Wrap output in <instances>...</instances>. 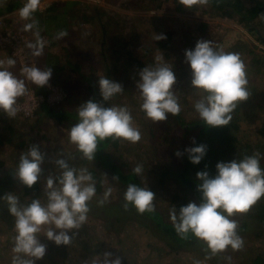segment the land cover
Instances as JSON below:
<instances>
[{"label": "clouds", "instance_id": "9594fccd", "mask_svg": "<svg viewBox=\"0 0 264 264\" xmlns=\"http://www.w3.org/2000/svg\"><path fill=\"white\" fill-rule=\"evenodd\" d=\"M4 0H0L2 4ZM185 8L206 6L210 0H179ZM41 8V0H24L18 10L21 20L26 21L24 31H32L34 40L26 43L33 57H41L46 41L41 37L38 21L34 14ZM68 36L60 30L56 39ZM166 39L164 34H155L154 40ZM184 59L191 70V86L200 98L194 103L199 119L208 127L227 126L232 113L241 101H246L248 91L246 65L238 53L227 52L214 47L210 40H197L193 49H185ZM16 67L12 57L0 59V112L8 118H15L19 111L18 98L27 92L26 82L37 88L46 86L52 76L50 67L39 68L25 64L18 77L11 71ZM135 81L141 100L140 110L152 122L165 121L168 114L179 115L181 106L173 91L176 76L172 65L163 62V55L156 57L155 66H144L138 72ZM22 77V78H21ZM100 102L91 99L76 108L78 122L68 131L69 142L75 145L83 158L92 161L95 157L98 141L107 138L123 139L137 143L141 139L140 130L133 125V117L127 106H105L104 102L123 92L121 83L105 76L98 78ZM193 143L195 141L193 140ZM193 164L200 163L206 154V145L199 144L184 150ZM175 155L180 156L177 151ZM261 154L244 155L240 159L217 162L216 173L210 176L207 170L198 171L196 178L200 202H189L169 211V217L175 231L182 237L189 234L202 241L207 258L225 252L228 248L240 251L244 246L243 238L238 234V223L232 219L236 214H244L264 197V168L260 165ZM45 154L38 145H31L27 152L19 156L14 177L31 188L36 184L43 171ZM59 175H49L44 191L46 202L34 198L29 203H21L12 192L5 193L0 199L7 204L9 214L14 217L13 247L11 264H35L44 257L46 246L40 243L38 234H43L56 245H70L75 232L87 222L88 202L96 195L95 182L86 168L70 167L64 158L55 160ZM133 173H143L138 164ZM113 179L118 177L113 176ZM112 192L106 189L99 205L107 202ZM124 208L133 206L138 213L154 211V193L146 187L128 184L124 192ZM72 232L70 236L68 233ZM231 260V257H226ZM86 264H121L119 256L104 252L91 257ZM193 264H200L196 260Z\"/></svg>", "mask_w": 264, "mask_h": 264}, {"label": "rangeland", "instance_id": "374dc122", "mask_svg": "<svg viewBox=\"0 0 264 264\" xmlns=\"http://www.w3.org/2000/svg\"><path fill=\"white\" fill-rule=\"evenodd\" d=\"M50 1L56 2L58 0ZM76 1H78L81 6L80 10L78 12L73 10L72 13H78L75 18L67 15L64 19V22H66V31L71 33L67 36V41L65 39L57 45L55 48L57 53L59 51L62 55L69 56L72 61L79 60L81 55L82 59H85H81V62H83L82 70H88L86 57L90 54V51L82 50V48L80 49L78 44H88V40L86 41V39H93L92 37H86L94 25H98L99 23V16L94 14L93 9H95V7L99 10L111 9V11L119 14V21H121L127 33L134 30L139 31V34L133 37L135 43L139 42V45H141L142 42L152 40L153 44H150L155 46L156 50L151 54L152 63L149 64L150 66L155 65L153 62H156V57L161 54L163 55V62L172 65V70L176 76V83L173 86V91L181 106V111L178 116H181L184 121L200 120L193 106L201 96V93L192 88L191 84H189V87H186L187 89L184 93L179 92V89L183 88L180 86V80L186 77L187 79L191 78L189 77L191 75V70L184 59L185 49H193L196 41L201 39L212 41L213 46L216 47L217 41L226 39L222 36H224V33L226 34L227 28L237 29L240 36L235 38L233 42L224 41L223 46L220 44L219 48L240 55L246 65L247 88L250 92V96L246 101H241L237 105L238 109L233 111L231 122H235L238 128H230V132L236 135L239 145L241 143L249 144L245 148L247 152L249 151L248 155L257 152L260 153L261 156L263 155L264 43L250 33L245 23L241 22L235 14L230 13L228 15L217 13L210 5L194 6L191 9L181 6L183 10H180L178 7L176 8L175 0H126L125 2L124 0H120L114 3L109 0ZM140 1L141 3L138 4ZM83 10L88 11L87 13H90L92 17L94 15L95 18L92 21L83 20L80 16ZM68 14H70V12ZM102 17L103 16H101V18ZM248 21L250 25H252L251 27H255L259 30L261 35H264V14L259 13L255 18L249 19ZM110 23L113 22L111 21ZM202 23H205L206 26H203ZM139 25H141V30L139 29ZM155 34L169 36L171 41L170 39H163V42H160L162 39L154 40ZM95 41L98 43L99 40L95 39ZM50 45L51 41L49 44H46L45 47H49ZM68 49L69 51H67ZM170 54L175 56V60ZM181 56L183 57L181 58ZM33 63L35 65V60H33ZM181 70H183V72H181ZM99 71H101L100 68L97 70L92 69V72L95 74H99ZM58 77L60 78L59 82L62 84L60 85L65 92L68 86L72 87L78 78H80L82 84L80 86L78 84L79 87L76 88V94L80 92V89L84 88L82 78L85 77V83H94L91 75L83 73L79 77L77 72L70 71L68 68L61 71ZM70 81L71 85H68ZM29 83L31 82H26V87L33 86ZM89 95L93 96L96 102L101 101L99 92L96 91L95 94L89 93ZM133 97L135 100L131 102V105L135 104V106L130 112L133 117V125L140 130L142 139L135 144L126 142L127 146L124 148L123 154H125L126 159H130V163L131 161H135V166L138 164L142 165L144 171L147 163L152 159H163L164 162L169 164L167 167L169 169L167 177L171 179V185L163 189H158L157 192H153V204L154 209L161 213L162 221L168 225L171 224L169 226L170 229L176 233L169 217L170 209L175 207L178 211L181 206L189 202H195L197 204L200 202L199 197L191 188L184 186H179L180 188H178L173 182V179L179 176L180 169L182 170V167L178 165L179 162L184 160L187 156L182 141L187 140V136H191L192 131L195 132L196 128H189V130H187L183 125L184 122L180 123L179 119H176L171 114H168L165 121L152 122L145 116V113L140 110L141 100L139 93L133 92ZM18 117V121L15 123L16 125L19 126L22 124L25 131L28 130V128L29 132L30 130L33 131L30 132L29 139H26L24 145L19 149L14 147L13 143H8L7 141L4 143L0 142V169L4 168V172L14 176L16 168L13 167H17L20 154L22 152H27L31 145H38L40 151L47 154L42 165L43 171L39 179V185L41 187L37 192V196H25L26 198L20 202L29 203L32 199L39 198L41 202L44 203L46 202V196L43 187L45 186L47 177L49 175L54 176V173H48V171L50 169H58L55 165L56 159L60 157L67 159L76 169L86 168L87 170L91 168L90 166L94 161L83 158L82 154L77 151L75 145L69 142V129L67 127L68 125H66L67 123L63 121H61V123H51L53 121L49 119L44 123L43 119L41 131L47 135V138L44 139L39 137L40 131H36L35 127H31L30 129L29 124H24L20 116ZM47 123L50 125H47ZM2 126L3 123L0 125V132L2 131ZM147 138L150 140L149 143H154L156 145V152H167V149L170 150L173 148L179 151L181 155L178 156V159L176 158L177 155L162 158V155L155 153L150 147L147 146L145 148ZM121 155L116 156L119 162L120 159H122ZM160 160H158V162ZM263 163L264 161L261 158L260 165L262 168H264ZM48 167H50L49 170L45 171ZM11 170L13 171L11 172ZM113 176L112 173L103 174V187L112 185L118 192H123L120 181L118 179H113ZM144 180L146 184H149L153 179L145 176ZM2 185H4V183H2ZM19 185L20 184L15 183L7 187L3 186L5 188L3 191H0V196L8 193V188L18 190ZM40 190L42 193H40ZM174 191L178 193V197L172 199L171 195ZM98 194L88 202V207L91 205V212L87 214V222L79 230H73L75 236L71 244L66 245L64 253L66 256H62L60 262L64 260V264H86L92 256L102 254L106 251L113 253V257L119 256L121 258V264H193L196 260L200 261V264H249L251 258L257 253H260L264 258V218L263 220L260 219L264 213L263 199L258 200L247 213L236 214L232 217L239 225L237 231L244 240L243 248L240 251H233L231 248H228L225 252L207 258L209 253L206 251L203 242L197 240L194 236L191 237V234H189L187 238H182L178 233L177 236L173 237L166 231H160L159 227L157 228L154 223L149 221V218L142 216L133 209H125L124 206H121L123 205V199L120 197L114 201V199L109 196L107 202L102 206L99 205L98 201L103 199V196H101L99 192ZM179 198H184V200L180 202ZM2 202L4 214L6 215L9 213L7 204L4 203V200H2ZM2 214L3 212L0 213V243L3 245L0 246V250L8 255L7 264H11L13 243L12 241L8 243L6 240L9 239L7 238L9 235L7 230L15 235L14 224L8 228L7 224L3 222L6 217H2ZM128 214H131L130 218L127 217L124 220V216ZM240 224L243 225L242 232L239 231ZM68 234L70 236L73 235L72 232ZM43 244L45 245V243ZM10 247L11 250L9 249ZM229 256L231 257L230 261L225 259ZM71 258L72 260H70Z\"/></svg>", "mask_w": 264, "mask_h": 264}, {"label": "trees", "instance_id": "16d2710c", "mask_svg": "<svg viewBox=\"0 0 264 264\" xmlns=\"http://www.w3.org/2000/svg\"><path fill=\"white\" fill-rule=\"evenodd\" d=\"M20 1L21 0H4V2L0 4V8L6 2H9L11 4H17ZM109 1L114 3V2H119L120 0H109ZM125 1L126 0H124V2ZM131 1H135V0H131ZM175 1H176V8L178 7L180 10H183V8L181 7L183 5L179 3V0H175ZM140 3L141 1L138 2V4ZM58 4L65 6L69 4V6L75 12H78L81 7L79 3H76V0L60 1ZM208 5H210L217 13L228 14V15L230 13L235 14L240 19L241 22L245 23V26L249 29L250 33L255 35L258 39H260L264 43V35H261L259 30H257L255 27H251L252 25H250V22L248 21L249 19L255 18L259 13L264 14V0H210V3ZM54 8L55 5L49 7L48 10H54ZM93 10H94V14H96V16H99V23L98 25H94L92 30L86 36V37H92L93 39L92 40L86 39V41L88 40V44L87 43L78 44L80 46V49L82 48V50L90 51V54L87 55L86 57V65L88 66V70L85 71L82 70L83 62H81L82 59L81 55L79 60L69 61V64L71 66L70 69L73 72H77L79 76H81L83 73H87L91 75V78L94 81V83H92L93 86L89 82L85 83L84 82L85 77H84L82 78L84 84L82 93L76 94L74 93L71 86H68L66 88L68 95L66 99L61 103L60 105L61 107H57V109H54L50 106H45L46 104L42 102L40 103L41 104L40 108L37 111H35L33 117L21 118L22 119L21 121L24 124H29L30 129L31 127H35L36 131H40L39 137L41 138L44 139L47 138L46 133L41 131V125L43 124L42 121L44 117H50L51 115L53 116L56 115L58 117V120H62L64 121V123H67L66 125H68L67 126L68 129H70L71 126H73L78 122L76 108L80 105V103H83L89 99L96 101L93 96L89 95V93L95 94L96 91L99 92L97 81L98 78L101 76H105L109 79L121 83L124 88L122 93L117 94L114 97H112L109 101L104 102L105 106H113V105L127 106L130 111L134 109L135 104L131 105V102L135 100V98L133 97V92L138 93L135 84V81L139 79L138 72L144 66H150L149 64L152 63L151 54L154 50H156V47L150 44V43L153 44L152 40L142 42L141 45H139V42L135 43L133 41V37L134 35L139 34V31L134 30L132 32L127 33L125 27L122 26L121 21H119L120 20L119 14L111 11V9L99 10L97 7H95V9ZM61 12L67 14L65 10ZM87 12L88 11L83 10L80 13L81 18L86 21H92L95 18V16L93 15L92 17L90 13ZM77 15L78 13L74 14V18ZM101 16L103 17L101 18ZM111 21L113 23H110ZM202 25L206 26L205 23H202ZM139 29L141 30V25H139ZM239 36L240 34L237 29L227 28L226 34L224 33V36H222L223 38L226 39L217 41L216 47H219L220 44L221 46H223L224 41L233 42L235 41V38ZM95 39L99 40L98 43L95 41ZM169 39L170 37L166 36V40ZM160 42H163V39ZM29 51L31 55V50L29 49ZM67 51H69V49ZM170 56H172L175 60V56L173 54H170ZM182 57L183 56H181V58ZM31 58L35 60V65L41 69L46 67L55 69L57 66H59L57 55L48 51V47H45L43 55L41 57L32 56ZM153 63L156 64V62ZM42 65H44V67ZM99 68L101 69V71H99V74H95L94 72H92V69L97 70ZM181 72H183V70H181ZM189 77H191V75ZM190 80L191 78L187 79V77L183 78V80H180V86L183 88L179 89V92L184 93L186 91L187 89L186 87H189V84H191ZM70 83L71 81L69 82L68 85H71ZM29 84L36 87L32 83ZM237 109L238 108H236V110ZM174 117L176 119H179L180 123L184 122L183 125L185 126V128H187V130H189V128L191 129L196 128L195 132L192 131L191 136H187L188 138L187 140L182 141L183 148L185 147L184 150L188 147H193L199 144L206 145V154L198 164L191 163L186 153L187 156L185 157V159L180 161L178 164L182 167V170L180 169L179 176H177L176 179H173V182L176 187L180 188L181 186H184L191 188L200 199V193L197 191V184L200 181L197 180L196 173L198 171L207 170L210 176H214L216 173L215 165L217 162H221V161L228 162L233 159H240L244 155H248L249 151L247 152L245 148L249 144L241 143L239 145L236 135L231 134L230 128H236V127L238 128L235 122L234 123L230 122L227 126L208 127L205 124H203L201 120L184 121L181 116L179 117L177 115ZM17 118L19 117L16 116L15 118L10 119L3 112H0V125L1 123H3L2 131L0 132V142L4 143L5 141H7L8 143H13L14 147L19 149L22 145H24L25 140L29 139L30 132H32L33 130H30L29 132V128H28V130H26L28 132L27 133L23 129L22 124L19 126L16 125L15 123L16 121H18ZM193 140L195 141V143H193ZM126 142L128 141L121 139H112V138H107L103 141H98L96 154L93 159L94 163L91 164L90 166L91 168L88 170L93 176V180L95 182V187H96V194H98L99 192L100 195L103 196L106 189L112 188V192L110 196L112 199H114V201H116L118 197L122 198L123 205L121 206H124L125 203L124 192L126 191L127 185L130 183L136 184L139 187H146L148 190L152 192L155 191L157 192L158 189H163L164 187L171 185V179L167 177V174L169 172V169L167 167L169 164L164 162L163 159L160 160L159 158H156L150 160L146 165V169L144 173L140 175L133 173L132 169L135 167V161H131L130 163V159L129 158L126 159L125 154H123L124 148L127 146ZM149 142L150 140H148L147 138V143H145L146 145L143 144L145 145V148L147 146L150 147L152 150H154L155 153L162 155V158L170 157L172 155L174 156L175 153L177 152V150L173 148H171L170 150L167 149V152L164 151H162V153L156 152L155 151L156 145L154 143H149ZM44 154L45 156L47 155L46 153ZM120 155L122 159H120L119 162L116 156H120ZM176 158L178 159V156H176ZM261 158L264 161V153L261 156ZM158 160L160 161L158 162ZM69 165L70 167H74L72 166L71 163H69ZM49 168L50 167H48V169L46 168L45 171H48ZM12 171L13 170H11V172ZM59 172H60L59 169H50L48 171V173H54L53 177L58 176ZM104 173H112L114 176L118 177V180L120 181L123 187L122 188L123 192L122 191L118 192L117 189H115V187H113L112 185H106L103 187L102 177ZM145 176L152 178L153 179L152 182L146 184L144 180ZM2 183H4V185H2ZM15 183L20 184L18 190H13L12 188H8L7 190L8 192H12L13 194H15L20 201L26 198L25 196L28 197L37 196V192L41 187L38 181L31 188H28L22 185L19 182V180L16 179L13 175L11 174L8 175L6 172H4V168H1L0 191L1 190L3 191V189L5 188L3 186L7 187ZM40 193H42L41 190ZM177 195L178 193L174 191L171 195V198L175 199L176 197H178ZM261 199H263L264 202V197H262ZM183 200L184 198H179L180 202H182ZM4 203L6 202L4 201ZM90 206H89V212H91ZM127 209H133L135 212H137L135 208L131 205H129ZM1 212H3L2 217H6V219L3 220V222L7 224L8 228L11 227L14 224L15 220L14 217H12L9 213L6 215L4 214L2 199H0V213ZM141 215L146 218H149L150 219L149 221L154 223L157 228L159 227L160 231H166L169 234H171L173 237L177 236V232L175 233L170 229L169 226L171 224L168 225L167 223H164V221H162V216L159 211L154 210L151 212H144ZM130 216L131 214L125 215L124 220L127 217L130 218ZM263 218H264V213L260 217V219L263 220ZM239 231L240 232L243 231L242 224H240ZM7 233H9L7 237L9 239H7L6 241H8V243L12 241L13 243L14 234H12L9 230H7ZM191 237H193V235ZM38 239L40 243L42 244L45 243L46 252L42 259L35 261V264L65 263L64 260L60 262V258L62 256L63 257L66 256L64 255L66 245H56L52 241L48 240L43 234H39ZM1 245L3 244L0 243V246ZM9 249L11 250V247ZM7 258L8 255H6L4 251L0 250V264H7ZM70 260H72V258ZM249 264H264V258L260 253H257L255 256L251 258Z\"/></svg>", "mask_w": 264, "mask_h": 264}, {"label": "crops", "instance_id": "0c3cea01", "mask_svg": "<svg viewBox=\"0 0 264 264\" xmlns=\"http://www.w3.org/2000/svg\"><path fill=\"white\" fill-rule=\"evenodd\" d=\"M59 1L61 0H58V1H52L50 2V4H48L47 6H41V8L34 14V18L38 21V24H39V30H40V34H45L46 36H48V44L50 43L51 41V45L48 47V51H50L51 53L53 54H56L57 57H58V61H59V66H57L55 69H52V76L48 82L49 83H58V84H61L59 82L60 78L58 77V75L60 74L61 71H63L65 68H68L70 69L71 66L69 64V61L71 60V58L69 56H66V55H62L61 52L56 51V47L59 43H61V41H64L66 39L67 41V36L66 37H63V38H60V39H56V33L60 30H67L66 28V25L64 22V19L66 18L67 14L70 12V15L71 17L73 16L74 18V13L73 12V9L69 6V4H67L66 6L65 5H59ZM23 3H24V0H21L19 3L17 4H11L9 2H6L5 4H3L0 8V14L2 13H6V12H10L12 11L11 14L8 15V19H7V25L8 26H12L14 28H17V29H20L21 31L23 32H26V33H30L31 34V37L33 36V32L32 31H24L23 30V25L24 23H26V21H23L20 19L19 15H18V10L23 6ZM76 3H78V1H76ZM55 5V8L54 10H48L49 7ZM64 8V9H62ZM65 10L67 12L66 13H62L61 11ZM71 21V20H70ZM72 26V25H71ZM71 32H68V35L70 34ZM52 39V40H51ZM34 40V38L32 39L31 38V41ZM28 49V48H27ZM12 57L10 54H8V52L4 49H0V59H5L7 57ZM62 56V57H61ZM32 56L30 55V51L28 49V60L29 62V65H33V59L31 58ZM13 59H15L14 57H12ZM64 59V60H63ZM16 60V59H15ZM44 67V65H42ZM60 67V68H58ZM11 71H13V73L15 75H17L18 77L20 76V72L18 70V63H17V60H16V67L15 68H12ZM71 71V69H70ZM79 75V74H78ZM80 77V76H79ZM82 84V81L80 78H78V80L74 83V85L71 87L73 89V91L76 93V88H78L79 86ZM62 85V84H61ZM64 86V85H63ZM34 87V86H32ZM47 87L46 86H43L42 88L39 87H34L35 89H42V90H45V88ZM65 87V86H64ZM66 88V87H65ZM82 90L83 89H80V92L78 93H82ZM67 90H66V95H65V98L58 102L57 104L56 103H52V104H49V103H46V102H43L45 103L46 105L45 106H50L54 109H57V107H61V103L66 99L67 97ZM21 98V97H20ZM18 98V99H20ZM42 103V102H41ZM82 104V103H80ZM40 105L37 107L36 111L40 108ZM35 114V113H34ZM17 116H20V118H24V116H22L20 114V112L18 111L17 113ZM44 123L49 119L51 121V123H61L62 120H58V117L56 115H51L50 117H44ZM64 122V121H63ZM47 125H50L47 123Z\"/></svg>", "mask_w": 264, "mask_h": 264}, {"label": "built area", "instance_id": "2783aa9c", "mask_svg": "<svg viewBox=\"0 0 264 264\" xmlns=\"http://www.w3.org/2000/svg\"><path fill=\"white\" fill-rule=\"evenodd\" d=\"M50 0H41V6L50 4ZM12 11L0 14V49H4L17 60L18 70L29 64L28 49L26 43L31 41L30 33L21 31L7 25L8 15ZM48 44V36L40 34ZM32 63V62H31ZM30 63V64H31ZM66 95L65 90L58 83L47 84L45 90L35 89L32 86H27V92L24 96L17 100V106L22 116L32 117L41 102L49 104L60 102Z\"/></svg>", "mask_w": 264, "mask_h": 264}]
</instances>
